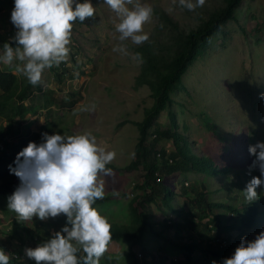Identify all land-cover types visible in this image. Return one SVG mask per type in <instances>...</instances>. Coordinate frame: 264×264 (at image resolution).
Here are the masks:
<instances>
[{
	"label": "rangeland",
	"instance_id": "rangeland-1",
	"mask_svg": "<svg viewBox=\"0 0 264 264\" xmlns=\"http://www.w3.org/2000/svg\"><path fill=\"white\" fill-rule=\"evenodd\" d=\"M87 2L92 3L95 16L73 23L69 57L58 66L45 69L42 84L39 88L35 87L26 100L33 106L32 111L10 126L2 118L0 124L7 125L9 137L14 143L31 138L35 133H44L46 126L50 125L48 130L51 135L90 132L100 147L115 151L116 157L109 164L113 167L107 165L112 169V174L100 177L104 181V198L98 199L93 207L110 223L122 225L132 223L133 199L141 193H149L139 188L146 173L145 164L132 170L127 166L135 159V146L140 136L138 122L145 119L146 109L151 108L156 100L154 90L139 81L145 63L143 59L142 62L132 59L137 54L134 47L152 42L156 51L173 54L185 34L199 27L214 12L228 7L229 0H205L204 6L194 11L182 7L179 0H133V5H128L130 9L135 3L150 5L153 16L144 25V31L149 35L148 41L139 45L132 44L130 40L125 42L128 55L112 50L118 43L117 14L105 0ZM13 7L14 0H0V34L9 43L16 32L10 19ZM160 10L176 21L177 29L164 20L159 14ZM235 14L236 20H230L223 33L213 36L204 55L188 66L181 80V88L171 93L173 101L155 117L154 126L149 129L148 143L155 144L157 151L165 149L168 155L175 151L172 139L154 141L156 126L162 129L172 126L170 113L174 114L176 129L185 136L191 151L199 156H211L216 170L211 175H166L163 182L173 187L176 194L172 203L181 208L186 216L190 206L195 205L190 202L194 194L185 195L182 188L191 182L201 185L203 180L204 192L209 193L212 200L236 206L240 216L246 215L247 206L253 203L259 205L257 217L263 219L258 218L251 229L256 238L264 231V189L257 188L259 199L251 203L246 200L244 190L252 177L257 176L254 171L249 173L254 157L249 153V146L264 141V101L260 99V94L264 93V0H240ZM12 46L14 49L17 47ZM2 56L3 43H0ZM22 64L18 59H14L11 65L0 60V70H11L23 76L16 71L17 66ZM93 104L95 108L92 111L80 110ZM237 194H241L240 198L235 197ZM7 205V200L0 202V247L16 260L30 263L34 260L25 256V249L35 248L51 239L66 224L67 218L60 215L42 221L34 217L30 221L19 222ZM137 208L143 209L140 205ZM145 208L152 211L153 220L159 228L166 226L170 212L160 197ZM222 210L224 214L221 216L186 217L189 220L195 218L191 223L199 224L203 231L209 219L218 226L239 223L236 211ZM38 226L47 232H43L44 235L40 232L37 236ZM192 230L199 233L193 227ZM13 233H20L25 243L20 242ZM235 235H238L236 230L226 232L230 245ZM149 238L152 245L161 244V238L153 235H149ZM166 238H172L169 231ZM171 240L180 242L179 237ZM247 241L252 240L247 238ZM234 245L227 252L229 258L237 248ZM209 247L205 245L203 250L200 248V251H196L198 264H206L207 253V264H213L211 253L204 252ZM134 251L139 252V248L135 246ZM184 260L183 256L177 258V262ZM142 261V256H138V261L136 257H130L127 242L111 241L99 264H144ZM149 261L156 264V260ZM223 261L219 263L223 264Z\"/></svg>",
	"mask_w": 264,
	"mask_h": 264
},
{
	"label": "clouds",
	"instance_id": "clouds-1",
	"mask_svg": "<svg viewBox=\"0 0 264 264\" xmlns=\"http://www.w3.org/2000/svg\"><path fill=\"white\" fill-rule=\"evenodd\" d=\"M105 3L119 17L116 25L118 43L113 47V52L128 55L126 41L130 40L134 45L148 41L149 35L144 31V25L153 16L150 5L135 3L130 9L128 5H133V0H105ZM179 4L194 11L197 7H203L205 0H179ZM94 16L95 9L87 0L82 3L78 0H14L10 19L16 32L11 43H3L0 60L7 65H11L14 59L23 62L16 71L33 87L41 85L45 69L58 66L68 59L73 23L77 20L84 22ZM13 44L17 45L15 49ZM132 59L142 62L139 53ZM260 99L264 101V93L260 94ZM94 108L93 104L80 110L88 112ZM249 153L255 157L249 166V173L253 169L260 172V176H253L244 190L246 200L251 203L259 199L257 188L264 189V141L250 145ZM115 157V151L100 147L90 132L68 136L44 133L40 144L30 142L18 153L16 166L10 165L9 169L19 178L20 184L8 197V210L16 214L19 222L30 221L34 217L42 221L60 215L67 218L66 224L51 239L35 248L25 249L28 259L34 260L35 264H99L112 240L111 224L93 205L104 198V181L100 177L112 174V169L107 165ZM223 225L212 224L203 233L197 230L200 234L190 230L184 236L171 229V239L179 237L180 242L170 240L180 249L167 256L168 264L171 261L193 264L186 259L177 262L179 256L185 258L190 253L183 244L196 243L199 251L205 245L229 246ZM254 226L247 230L253 237L252 241H247L245 232L240 233L237 228L232 230L238 231L237 237L235 235L232 240L237 248L230 258L224 259L223 264H264V231L254 238L251 231ZM238 237H241L240 245L235 243ZM160 241L162 246L166 244L164 238ZM80 250L86 255L78 259ZM204 252L210 251L204 249ZM210 253L213 264H220L219 261L223 259L214 258ZM206 257L207 264L208 253ZM9 260L5 251L0 250V264H9ZM155 260L156 264L161 263L160 258ZM194 264H198L196 260Z\"/></svg>",
	"mask_w": 264,
	"mask_h": 264
},
{
	"label": "trees",
	"instance_id": "trees-1",
	"mask_svg": "<svg viewBox=\"0 0 264 264\" xmlns=\"http://www.w3.org/2000/svg\"><path fill=\"white\" fill-rule=\"evenodd\" d=\"M240 0H229L228 7L216 11L212 16L203 22L199 27L185 34L179 45L174 49V53L162 54L154 49L152 42L145 43L143 45L134 47L136 53H139L144 60V69L140 75L139 81L141 83L148 84L153 90L155 95V103L151 108L146 109V117L143 121L138 122L140 136L135 146V159L127 166V169L132 170L139 167L142 163L145 164L146 173L144 180L139 188L142 191L148 190L149 193L140 194L136 196L132 201L131 210L134 213L132 223H126L122 225L111 224V241H122L129 244L130 257L138 258L142 255L144 258V264H151L149 257L153 260L161 259L160 264H168V257L173 254L176 249H180L174 242L166 238V234L171 229H175L177 234L183 235L184 232L192 230V227L196 230H201L202 227L199 224H192L195 218L191 220L186 216H199L200 218L217 216L224 214L222 209H232L239 214V223H232L231 226H225V232H230L234 228H237L240 233H244L245 238L252 239V235L247 230L253 225L257 224L258 206L254 203L247 206L246 215L240 216V211L236 206L229 204H223L222 201H214L209 197V193L204 192V182L201 181V185L197 182H191L188 186H183V193L185 195L194 194V199L191 203L195 205L190 206L189 213L186 216L183 214V210L173 202L176 196L173 187L163 182L164 177L175 173H197L211 175L216 170L214 160L211 156H199L191 151L188 141L185 136L177 131V122L174 114L170 113L172 126L162 129L160 126H156L154 133V141L158 142L161 139H172L175 151L167 154L165 149L157 151L155 144L148 143L149 129L154 126L153 122L155 117L163 110H166L169 104L173 101L171 93L176 89L181 88V80L189 65L193 64L198 58L202 57L208 48L210 39L218 33L224 32L225 25L230 20H236L235 9L239 5ZM159 14L172 25L174 29H177L176 21L164 11H159ZM6 42V37L0 34V43ZM14 46H17L13 44ZM36 88L40 85L35 86ZM26 78L20 76L11 70H0V118L6 121L7 125L14 124L17 120H23L25 116L32 111V105H29L26 100L33 92L34 88ZM125 123V122H124ZM7 125L5 123L0 124V202L8 201V197L19 186L20 180L14 174L10 172L9 166L15 167V160L19 152H21L30 142L40 144L44 133L51 135L49 132L50 125L46 126L44 133H35L31 138H26L20 142L14 143L8 133ZM160 154V156H159ZM158 155V157H156ZM23 159V158H21ZM255 157L251 159L253 162ZM159 160V161H158ZM108 167H113L108 165ZM162 171V172H161ZM229 171V170H227ZM257 176H260L258 169H253ZM264 179V177H262ZM162 199L163 205L168 208L169 217L166 218V226H158L153 220L152 211L146 209L145 206L155 202L156 198ZM212 197V196H211ZM240 198V194L235 196ZM142 199L141 201H139ZM142 206L143 209L139 210L137 207ZM7 214L8 211H7ZM16 215V214H15ZM218 218V217H217ZM263 219V218H261ZM212 219L206 222L205 231L212 225ZM115 225V226H114ZM31 232V231H30ZM40 232L44 235L42 230L38 226L37 236ZM33 233V232H32ZM149 235H153L155 238H164L166 240L165 245H152V239ZM14 237H17L20 242L25 243L24 237L20 233H13ZM36 236V237H37ZM239 238V237H238ZM240 239V240H239ZM235 243L237 245L241 241V237ZM184 240V237H182ZM159 241V240H155ZM139 248V252L134 251V247ZM232 245L225 247L210 246L205 249L212 252L213 257H221L223 260L229 258L227 252ZM183 247L190 251L186 254L185 259L190 263H195L194 252L197 250V244H183ZM164 249L169 254L164 253ZM0 250L10 257L9 264H35V261L26 263L20 260H16L5 249L0 247ZM161 251V253H158ZM18 255V253H17ZM86 255L82 250L78 251V259ZM170 264H176L171 261Z\"/></svg>",
	"mask_w": 264,
	"mask_h": 264
},
{
	"label": "built area",
	"instance_id": "built-area-1",
	"mask_svg": "<svg viewBox=\"0 0 264 264\" xmlns=\"http://www.w3.org/2000/svg\"><path fill=\"white\" fill-rule=\"evenodd\" d=\"M159 156H160V154H159Z\"/></svg>",
	"mask_w": 264,
	"mask_h": 264
}]
</instances>
